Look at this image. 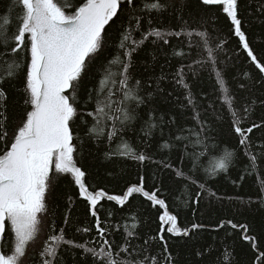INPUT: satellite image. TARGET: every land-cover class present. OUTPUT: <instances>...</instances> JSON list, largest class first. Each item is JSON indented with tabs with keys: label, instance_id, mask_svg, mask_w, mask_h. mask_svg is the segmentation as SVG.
Segmentation results:
<instances>
[{
	"label": "snow or ice",
	"instance_id": "6c2138e0",
	"mask_svg": "<svg viewBox=\"0 0 264 264\" xmlns=\"http://www.w3.org/2000/svg\"><path fill=\"white\" fill-rule=\"evenodd\" d=\"M0 3V264H182L170 244L229 228L241 231L252 264H264V233L231 219L185 227L176 210L190 208L195 217L193 206L205 195L218 198L211 183L242 165L232 183L255 175L259 191L237 202L264 211V137L253 140L264 132V115L255 117L264 95L253 94L264 90V57L244 27L245 14L264 20V0ZM213 10L238 38L251 72L236 63L239 53H224L229 41L216 32ZM204 80L212 82L211 97L195 91ZM225 129L235 147L224 140ZM93 149L111 163L135 162L138 182L122 194L95 187L81 163ZM150 166L179 180L181 190L196 191L170 204L159 182L146 188ZM62 183L76 190L64 194V210ZM136 196L157 212L154 234L141 231ZM76 201L85 204L88 223L72 220ZM215 251L211 264H233L234 249ZM212 252L205 245L194 255L203 260Z\"/></svg>",
	"mask_w": 264,
	"mask_h": 264
},
{
	"label": "trees",
	"instance_id": "16d2710c",
	"mask_svg": "<svg viewBox=\"0 0 264 264\" xmlns=\"http://www.w3.org/2000/svg\"><path fill=\"white\" fill-rule=\"evenodd\" d=\"M3 3H0V11L3 10ZM198 11V10H197ZM213 20L219 16V20L216 26V32L220 34V39L228 40L229 43L224 49V53L228 57L233 56L236 53H239V59L236 63L247 71H252L250 64L245 60V54L243 53L242 48L238 47V38L231 36L229 34V29L227 23L223 19L222 15L216 12L215 10L208 13ZM244 27L246 34L250 38L251 46L254 50L261 54L264 57V20L257 19L248 14L244 15ZM113 37L115 36V29L112 30ZM175 44L176 42L173 41ZM222 53V56L224 55ZM143 61H141V64ZM161 63L163 60L161 59ZM175 63V62H174ZM229 66H231V59L228 61ZM167 71H174V68L166 69ZM159 71V69H157ZM255 75V73H253ZM237 76L241 79H247L246 77H241L239 72ZM251 83V81H249ZM169 90H171L170 85H165ZM233 87L235 84L233 83ZM196 92L206 91L209 97L212 96V82L210 80H204L199 86L195 89ZM246 93L241 92L240 96L243 97ZM256 96L264 95V90H254L253 92ZM264 115V110L257 108L255 117ZM253 122L252 119L248 121L250 124ZM255 122H259L258 119ZM167 129H165V135L167 134ZM264 137V132L255 131L253 135V140L259 142V140ZM129 139L133 143H139L133 135H129ZM224 140L228 142V145L235 147L236 141L234 138H231L227 135L225 129ZM222 147L224 145H221ZM159 159V157H157ZM82 165L89 171L90 176L92 177L91 183L99 188L102 187L111 194H122V190L125 189L126 185L129 182H138V168L135 162L133 161H117L111 163L103 158L102 155L95 153L94 149L92 150L91 155H85L81 160ZM242 170V165L233 169L229 175H221L211 183L210 190L217 193V199H213L209 202L207 195L204 196L196 211L195 217L192 215V209L184 207L182 209H176L180 211L178 220L182 226H190L192 222H200L207 225L215 226L220 220L231 219L234 223L238 224H248L254 233H264V211H256L255 208L252 210H244L240 207L237 202L238 197H244L247 199L249 196L255 198L256 193L259 191L257 177L247 176L239 186L234 185L232 180L238 178ZM109 172L112 174L109 175ZM153 174H156L157 180L152 179ZM146 178V188L152 190V188L159 182L161 192L159 195L171 204L174 199L179 195L181 198H184L185 194H194L196 189L193 187L190 191L188 189L181 190V182L175 179L172 175H169L167 172L158 171L155 166H150L149 170L145 174ZM61 200V210L63 205L67 203V198L64 195H72L76 190L74 187H70L66 183L60 184L57 189ZM178 202V201H177ZM134 205L133 212H139L143 214L144 226L141 231L145 233H153L158 230V223L156 221L157 212L155 209L150 207L149 202H143L142 198L136 196L135 199L131 201ZM111 207V203L107 205ZM121 214L118 213L117 219ZM91 217H85V204L80 201H76L74 204V212L72 220L75 221H84L88 223L91 221ZM227 232H232L231 236L227 235ZM95 233H93L94 235ZM241 231L226 229L221 230L219 233L213 232L210 230H203L199 236L191 239L186 245L183 242L170 244V248L173 251V254H179V259L182 264H211V261L215 259L217 248L226 244L229 246V250L234 249L233 253V264H252V252L247 242L240 239ZM77 240L80 239L79 236L76 237ZM261 243H264V236H261ZM117 243L120 242V237H116ZM205 245H211L213 252L212 254L206 255L203 260L194 255V250L201 248Z\"/></svg>",
	"mask_w": 264,
	"mask_h": 264
}]
</instances>
